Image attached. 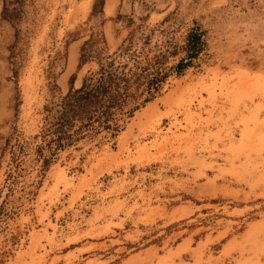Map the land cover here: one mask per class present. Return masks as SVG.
<instances>
[{
    "label": "rangeland",
    "instance_id": "rangeland-1",
    "mask_svg": "<svg viewBox=\"0 0 264 264\" xmlns=\"http://www.w3.org/2000/svg\"><path fill=\"white\" fill-rule=\"evenodd\" d=\"M0 264H264V0H0Z\"/></svg>",
    "mask_w": 264,
    "mask_h": 264
},
{
    "label": "trees",
    "instance_id": "trees-1",
    "mask_svg": "<svg viewBox=\"0 0 264 264\" xmlns=\"http://www.w3.org/2000/svg\"><path fill=\"white\" fill-rule=\"evenodd\" d=\"M88 85L86 82L83 83V85L74 90L73 92H69L66 96V104L61 118H63L66 122H70V119H73V116L80 115L82 112H86L87 106L90 105L92 98H98V95L100 96L101 93H97L96 91L92 92V90H87ZM76 108V109H75ZM80 108V109H77ZM79 112V113H77ZM68 116V117H67ZM64 125V121L59 124L60 128L62 129V126ZM88 125V123L84 124ZM58 145H60L58 143Z\"/></svg>",
    "mask_w": 264,
    "mask_h": 264
}]
</instances>
